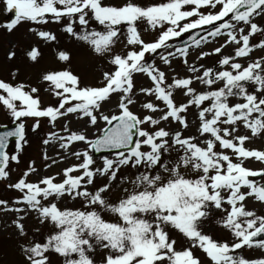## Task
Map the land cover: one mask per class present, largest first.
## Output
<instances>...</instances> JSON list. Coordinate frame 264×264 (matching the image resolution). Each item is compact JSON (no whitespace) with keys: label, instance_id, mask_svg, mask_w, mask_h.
Masks as SVG:
<instances>
[{"label":"snow or ice","instance_id":"snow-or-ice-1","mask_svg":"<svg viewBox=\"0 0 264 264\" xmlns=\"http://www.w3.org/2000/svg\"><path fill=\"white\" fill-rule=\"evenodd\" d=\"M2 4L8 19L0 29L7 33L27 24L29 34L53 43L58 37L45 26L55 23L85 49L90 61L106 62L97 84L74 73L71 54L63 50L57 59L68 66L41 73L35 85L18 80V68L8 81L0 79V114L14 125L0 132V181H9L6 188L20 194L11 201L0 199V206L16 214L12 223L20 237L27 238L24 221L32 214L48 229L42 239L21 246L25 264H53V257L62 264H203L194 250L204 253L209 264H264V255L249 259L241 254L264 253V214L246 206L252 198L264 203V183L255 179L264 181V168L244 166L250 158L264 163V151L244 146L264 134V56H250L254 49L264 51V0ZM144 33L154 38L146 41ZM185 35L187 40L177 45ZM256 37L258 42L251 43ZM214 41L219 46L205 51ZM118 44L124 45L120 52ZM232 45L234 54L223 55ZM193 48L197 60L219 55L216 63L225 70L190 63ZM24 55L36 64L41 52L29 45ZM15 57V50L8 52L9 61ZM236 58H245V64ZM174 62L189 75L181 77ZM169 71L175 74L169 76ZM138 77L146 84H138ZM42 91L54 103L44 104ZM176 93L187 99L177 101ZM230 97L240 99L232 102ZM190 108L195 121L188 119ZM70 118L95 127L97 134L90 138L86 131L72 130ZM27 120L33 121V133L42 121L67 133H44L43 146L58 144L67 151L82 143L84 150L71 152L78 163L30 181L39 170L29 161L13 182L14 165L29 143ZM241 125L250 136L237 134ZM11 138L14 150L9 152ZM93 153L101 154L99 164ZM42 159L45 168L57 163L47 151ZM69 200L79 201L80 207L59 206ZM215 213L229 238L217 240L203 231ZM176 234L186 247H177Z\"/></svg>","mask_w":264,"mask_h":264},{"label":"rangeland","instance_id":"rangeland-1","mask_svg":"<svg viewBox=\"0 0 264 264\" xmlns=\"http://www.w3.org/2000/svg\"><path fill=\"white\" fill-rule=\"evenodd\" d=\"M114 3H120V0H112ZM144 3L152 2V0H142ZM156 2H162V0H156ZM8 19V16L4 13V6L2 4V0H0V22H4ZM257 23H261L259 19H257ZM47 27L49 30L54 32L58 41L53 43H44L37 39L34 35H31L27 32L28 25L25 24L21 26L18 30L9 34L3 29H0V79H4L8 81L10 79V72L14 69H19L18 80L26 81L29 84L35 85L37 83L38 78L41 73L50 71V70H61L64 67L68 66L64 62H60L57 59V51L63 50L71 54L72 62H71V70L74 73L80 74L84 77L85 83L97 84L100 79V72L104 69L106 62L95 61L92 62L88 59L87 53L84 48L81 47L77 42L73 39L67 37L60 28V25L55 23L48 24ZM143 27V26H141ZM143 38L147 40L153 39V35L150 33H144ZM259 37L252 38L251 43L255 44L258 42ZM222 42V41H221ZM13 45H15V49H13ZM29 45L38 46L41 52V56L38 60V63L31 64L27 61L26 56L24 55L25 48ZM219 46L217 42H213L204 48L205 51H209L214 47ZM123 44H118L116 46V51L120 52L123 49ZM234 45L226 47L222 50L223 55H233L234 54ZM15 50L16 57L9 61L7 59V54L9 51ZM259 49H254L250 56L253 60L264 56V51ZM192 54L189 56V62L195 63L196 65L204 64L205 67H210L216 65V70H225V68H220L217 65V60L220 58L219 55L212 56L210 58H205L204 60L196 59V50L193 48L191 50ZM236 62H240L245 64V58H236ZM250 62V61H249ZM161 67H165L161 65ZM174 67L176 72L179 73L181 77L189 75V73L185 72L183 67L177 66L174 62ZM165 70L167 71L166 67ZM175 73L169 71L168 75L172 76ZM137 83H145L146 80H141L139 77L137 78ZM194 88H197L198 91L204 90L203 85L199 83H194L192 85ZM219 86V85H218ZM41 97L43 99L44 104H52L54 100L51 96L41 92ZM177 101L186 100L187 98L182 96L180 93H176ZM230 101L235 102L239 100V97H230ZM138 107H133V111H138ZM71 122L69 123V127L74 131H86L87 135L92 138L97 134V129L95 127H87L85 128L84 121H78L76 119L70 118ZM191 121H195V116L191 119ZM66 121H61L64 123ZM33 123L32 120L26 121V138L28 140V145L23 149L22 154L20 155V163L18 165H14V171L11 173V180L14 182L22 172L27 168L29 161H35V167L39 170L38 174L30 175L28 179L30 181H37L40 177L43 176H51L61 173L63 169L77 164L78 161L74 156L71 155L72 151L76 150H84V145L82 143L77 142L74 146H70L69 149L63 150L60 149L58 144L54 146H43L41 144V137L44 133L49 131L59 132L60 135H67V133L63 132L59 125L56 126L55 129L49 127L46 122L42 121V127L38 133H33L30 131V126ZM12 122L5 115L0 114V126H10ZM191 133H195V123H193ZM189 133L186 132L185 135ZM237 134L251 135L250 130H246L241 125ZM249 150H262L264 151V134H258L255 137H252L250 140L245 142L244 145ZM14 150V142L10 144L8 151L12 152ZM47 151V155L57 161V163L53 164L49 168H45V161L42 159V153ZM66 157V159H65ZM96 158V157H95ZM97 164L101 161L99 157L96 158ZM47 163H51V160L47 161ZM245 167H248L253 170H259L264 168V163L255 161L254 158H250L244 164ZM62 176H57V181L61 180ZM259 183H264L262 180H257ZM9 181H0V199L11 201L12 198L18 197L20 194L14 190L6 188V184ZM118 194V193H117ZM61 208L67 207H80V202H73L69 200L67 205L64 203H60ZM246 206L249 210H254L258 214H264V203H260L256 201L254 198L248 199L246 201ZM9 207H15L13 204H9ZM16 218V214L14 212L3 210V207L0 206V264H25V258L21 251V246L26 244L28 241L32 239L40 240L43 235H46L48 229L41 226L35 218V214L30 215L25 221V228L28 232L27 238L20 237L18 234V230L13 225L12 221ZM108 218V217H106ZM220 219V214L215 213L211 214L209 218L204 222L203 231L207 234L213 236V238L217 240H223L229 238L228 233L217 224V220ZM36 229H40V232H37ZM175 238L178 240L177 247L182 248L187 246V242L180 238L179 234L175 235ZM239 251V250H238ZM194 254L201 258L203 264H209L207 261L205 254L199 250H194ZM245 258H260L264 253L259 250H246L241 253ZM53 264H62L58 257H53Z\"/></svg>","mask_w":264,"mask_h":264},{"label":"water","instance_id":"water-1","mask_svg":"<svg viewBox=\"0 0 264 264\" xmlns=\"http://www.w3.org/2000/svg\"><path fill=\"white\" fill-rule=\"evenodd\" d=\"M187 40V38L184 40V41H186ZM183 41V42H184ZM183 42H181L179 45L180 46H182L183 45ZM14 128V125H12L11 127H3V128H0V132H3V131H8V130H12ZM15 140V138H11V140H10V143L12 142V141H14ZM99 155H101V154H99V153H95V156H99Z\"/></svg>","mask_w":264,"mask_h":264},{"label":"bare ground","instance_id":"bare-ground-1","mask_svg":"<svg viewBox=\"0 0 264 264\" xmlns=\"http://www.w3.org/2000/svg\"><path fill=\"white\" fill-rule=\"evenodd\" d=\"M195 116V109L194 108H190L189 109V116L188 119L189 121H191V119Z\"/></svg>","mask_w":264,"mask_h":264}]
</instances>
